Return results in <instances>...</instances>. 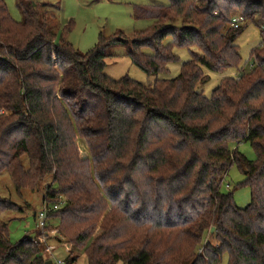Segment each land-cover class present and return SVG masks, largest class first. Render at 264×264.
I'll return each instance as SVG.
<instances>
[{
  "label": "trees",
  "instance_id": "trees-1",
  "mask_svg": "<svg viewBox=\"0 0 264 264\" xmlns=\"http://www.w3.org/2000/svg\"><path fill=\"white\" fill-rule=\"evenodd\" d=\"M18 6L20 21L0 0V174L19 192L50 179L43 201L61 207L48 228L72 244L67 263L84 254L89 264H219L227 254V264H264V44L210 97L197 89L203 67L244 66L236 40L249 23L264 33V0L135 7L152 21L132 39L135 65L158 75L179 59L176 47L192 55L178 76L150 84L105 73L107 48L124 33L81 53L67 39L72 21L53 30L37 1ZM235 15L245 17L238 28ZM241 142L256 159L231 148ZM233 164L251 188L244 208L222 190ZM18 209L0 193V264H45L39 232L9 237L1 217Z\"/></svg>",
  "mask_w": 264,
  "mask_h": 264
},
{
  "label": "rangeland",
  "instance_id": "rangeland-1",
  "mask_svg": "<svg viewBox=\"0 0 264 264\" xmlns=\"http://www.w3.org/2000/svg\"><path fill=\"white\" fill-rule=\"evenodd\" d=\"M40 5L41 13L46 17L49 26L53 30L63 26L69 21L73 22V27L69 32L67 39L81 53L91 50L100 40L101 36L112 38L119 32L124 33L122 43L111 44L107 51L111 54L106 59L105 73L115 79L130 77L142 83L150 84L156 78L171 79L180 74L181 66L184 62L192 58L191 52L185 48H175L178 60L169 63L168 70L150 75L134 64L129 51L131 49L134 35L142 30L148 29L152 21L150 19L136 18L134 15L135 7L161 6L166 7L170 0H35ZM11 16L15 20H22L23 11L18 6V0H5ZM264 28V27H263ZM169 39H165V43ZM236 44L239 46V52L243 58L242 68L229 67L222 72L213 71L203 67L208 79L199 82L197 89L210 97L213 90L219 85L225 77H237L244 71H248L253 63L251 51L264 44V33L261 28L253 23H249L244 31L238 36ZM76 147L83 158L91 159L90 150L84 140L77 138ZM231 148H237L248 159H256V152L249 142L232 143ZM244 172L233 164L223 180L222 190L233 194L236 204L244 208L251 201V188L248 185L240 184L244 180ZM50 179L44 181L37 190L22 189L20 192L16 189L9 173L3 171L0 174V193L11 198L19 206L18 210L4 213L2 220L7 221L9 227V237L12 242H18L26 236L35 237L38 232L43 238V232L39 228V220L35 218V213L43 208V196L45 188ZM51 222V219H49ZM59 237L63 240H57L52 236L47 240L48 245L55 246L53 256L46 257L53 260L60 257L66 259L72 244L65 240L61 233ZM210 237V236H209ZM212 243L217 244L213 237H210ZM69 244L66 251L59 244ZM228 255L224 254L219 264H227ZM73 264H89L88 258L80 254L79 258ZM121 264V263H119Z\"/></svg>",
  "mask_w": 264,
  "mask_h": 264
},
{
  "label": "built area",
  "instance_id": "built-area-1",
  "mask_svg": "<svg viewBox=\"0 0 264 264\" xmlns=\"http://www.w3.org/2000/svg\"><path fill=\"white\" fill-rule=\"evenodd\" d=\"M245 22V17L243 15H235L232 18L231 26L234 28H238L240 25H242ZM43 208L40 210V212L36 213V219L39 220V228L43 232V238L41 239L43 242L46 243L45 248V254H47L49 257L53 256V251L55 249L54 246L48 245L47 240L52 236L59 235V230L57 229H49V219L51 213L58 210L61 205L60 204H50V203H43ZM54 264H68L67 260L64 258H56Z\"/></svg>",
  "mask_w": 264,
  "mask_h": 264
},
{
  "label": "crops",
  "instance_id": "crops-1",
  "mask_svg": "<svg viewBox=\"0 0 264 264\" xmlns=\"http://www.w3.org/2000/svg\"><path fill=\"white\" fill-rule=\"evenodd\" d=\"M34 215L36 216V213H35ZM56 239H57V238H56ZM68 245H69L68 243H67V244H64V243H63V244H59V246H63V247L65 248L66 251H69L68 249H70V248H68ZM54 247H55V246H54ZM55 248H56V247H55ZM71 250H72V248H71ZM71 250H70V251H71Z\"/></svg>",
  "mask_w": 264,
  "mask_h": 264
},
{
  "label": "water",
  "instance_id": "water-1",
  "mask_svg": "<svg viewBox=\"0 0 264 264\" xmlns=\"http://www.w3.org/2000/svg\"><path fill=\"white\" fill-rule=\"evenodd\" d=\"M214 230H215V227H212L211 232H214ZM45 264H54V263H53V260L48 259Z\"/></svg>",
  "mask_w": 264,
  "mask_h": 264
}]
</instances>
